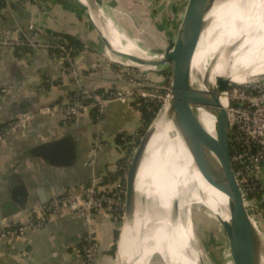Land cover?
<instances>
[{"label": "crops", "instance_id": "crops-1", "mask_svg": "<svg viewBox=\"0 0 264 264\" xmlns=\"http://www.w3.org/2000/svg\"><path fill=\"white\" fill-rule=\"evenodd\" d=\"M94 1L99 6L104 30L91 11L89 0H3L4 5L0 7V129L42 107L61 103L74 88L68 72L47 51L18 44L20 38L29 37L36 28L77 43L72 45L80 50L75 55L78 68L87 77L86 85L97 92L130 85L129 78L127 80L118 72L103 49L101 33L109 39L108 20L135 47L133 40L142 35L154 40L157 50L164 46L154 35L164 37L171 27L165 16L167 0H146L147 5L157 6L150 11L155 10L152 17L156 20V29L145 20L143 22L145 6L136 1ZM134 22H143L142 27L135 26ZM174 22L176 26V20ZM6 37L16 45L2 44ZM151 75L153 79L159 77ZM141 119V113L132 104L113 102L106 105L102 128L107 142L98 156L99 172H105L120 157L116 137L134 133ZM66 136L73 140L76 150L73 166L54 165L40 154L41 148L49 150L52 142ZM92 136L90 113L81 114L67 130L60 116H40L25 129L6 135L0 141V228L7 219H19L26 224L37 207L65 192L79 191L87 186L92 173L86 165ZM115 231L116 225L112 222L99 230L102 253L97 264H116L117 243L115 259L109 253ZM85 233L79 214L65 212L50 216L42 228L29 232L26 238H3L0 264H83L74 257L73 248L81 245Z\"/></svg>", "mask_w": 264, "mask_h": 264}, {"label": "bare ground", "instance_id": "bare-ground-1", "mask_svg": "<svg viewBox=\"0 0 264 264\" xmlns=\"http://www.w3.org/2000/svg\"><path fill=\"white\" fill-rule=\"evenodd\" d=\"M206 2L204 0L199 7L194 24L201 19ZM209 17L213 22L194 57L192 86L201 92L208 86L215 88L220 77L230 78L235 84L263 77L264 0L216 1ZM107 22H110L109 40L116 51L152 61L147 52L125 39L110 20ZM126 64L140 66L127 60ZM252 68H256L254 75H250ZM222 104L225 107V97H222ZM200 112L204 125L214 126L213 116L204 109ZM169 114L167 104L154 121L152 128L155 131L136 179L135 229L139 243L135 244L133 230L125 224L116 264H148L155 256L154 250L162 253L165 264H195L192 255L195 244L188 218L191 204L201 202L207 208L215 209L216 199L212 195L218 193L222 209L227 210V197L210 186L193 166ZM193 183L197 188L196 198L186 205L185 215L181 217L178 203L182 190ZM225 210L223 220L227 221Z\"/></svg>", "mask_w": 264, "mask_h": 264}, {"label": "built area", "instance_id": "built-area-1", "mask_svg": "<svg viewBox=\"0 0 264 264\" xmlns=\"http://www.w3.org/2000/svg\"><path fill=\"white\" fill-rule=\"evenodd\" d=\"M17 42L27 48L47 51L50 57L58 61L68 72L74 88L61 103L42 107L36 113H28L7 123L0 129V141L12 132L25 129L31 121L40 116H60L62 126L67 130L81 114L95 113L92 144L86 162L92 173L87 186L79 191L65 192L47 204L37 207L28 223L25 224L19 219L4 220L0 228V242L3 238H26L29 232L42 228L50 216L65 212L75 213L82 216L86 233L81 245L73 248L74 257L83 264H97L102 253L98 238L99 230L109 222L117 223L124 220L129 170L125 169L122 163L124 156H120L105 172L97 170L99 153L107 142L102 128L103 110L106 105L113 102L140 106L141 99L147 103L150 101L148 98L154 95L145 91L142 98L136 96L134 78L137 71L131 65L116 63L117 61L113 59L111 61L117 64L118 72L128 77L132 86L126 90L114 88L104 92L90 89L86 85L87 77L80 72L76 63L75 55L80 50L63 36L36 28L29 37L20 38ZM2 44L16 45L7 37ZM148 78L147 76L145 80ZM227 97L233 172L255 222L258 216L264 221V78L230 86ZM142 124H145L143 120ZM116 139L124 143L123 147L127 148V152H130V147L136 140L123 133ZM113 175L117 177L112 178Z\"/></svg>", "mask_w": 264, "mask_h": 264}, {"label": "water", "instance_id": "water-1", "mask_svg": "<svg viewBox=\"0 0 264 264\" xmlns=\"http://www.w3.org/2000/svg\"><path fill=\"white\" fill-rule=\"evenodd\" d=\"M216 1L218 0H207L201 19L194 24L192 18L194 2L187 3L181 0L178 6L175 38L167 40L164 55L158 61H146L118 52L113 48L109 39L101 33L105 44L103 49L118 58L144 67L155 68L171 65L169 95L156 118L169 104V116L192 158L193 166L210 186L227 197V210H224L227 211L228 220L224 221L220 216V220H218L227 238L234 264H264V236L245 204L231 163V124L227 112V94L230 86L236 84L230 78L220 77L215 88L207 85L208 89L201 92L191 84L194 57L213 22L209 16ZM89 6L99 27L102 28L99 6L94 0H89ZM102 30L104 29L102 28ZM102 30L101 32H103ZM212 34L211 31L210 35L212 36ZM150 93L153 94V92ZM222 97H225V107L222 104ZM201 109L213 116L214 126L206 127L204 125ZM156 118L148 127L136 149L126 180L123 226L128 224L133 230L136 245L139 243L135 229L136 179L146 148L155 131L152 126ZM40 154L57 166L71 167L76 160L74 142L68 136L52 142L49 150L41 148ZM224 210L222 206L218 210L223 217ZM121 232L117 240L116 260Z\"/></svg>", "mask_w": 264, "mask_h": 264}, {"label": "rangeland", "instance_id": "rangeland-1", "mask_svg": "<svg viewBox=\"0 0 264 264\" xmlns=\"http://www.w3.org/2000/svg\"><path fill=\"white\" fill-rule=\"evenodd\" d=\"M136 3H139L140 5H144L145 8L143 10V22L144 20L149 23L151 26H156V20L152 17L153 12L155 13V10L150 12L154 7L155 4L151 3L150 5H147L146 0H133ZM169 4H167V8L165 10V16L167 18V23L171 22L170 29L165 32L164 37L162 35L158 36V34L155 33L154 38L159 39L160 41L164 42V46L161 45V50H157L156 47L153 45L154 40H152L149 36L144 37V35L140 37H136L133 42L136 44V46L141 49L142 51H146L148 56L150 58H153L152 60L158 61L160 58L163 57L164 51L167 46V40L168 39H174L176 35V29L177 25L175 26V20L177 19L178 15V6L181 2V0H167ZM185 2H189L192 0H184ZM220 0H218L219 2ZM222 1V0H221ZM194 2V10L192 12V18L193 21L196 17L197 11L201 4L204 2V0H193ZM135 3V4H136ZM169 6V7H168ZM142 8V9H143ZM157 6L154 8L156 9ZM149 12L151 14H149ZM142 22V24H143ZM158 21L157 23H159ZM142 24L138 22H134V25H139V28L142 27ZM141 25V26H140ZM175 26V27H174ZM156 29V27H155ZM132 40V39H131ZM137 41V42H136ZM165 47V48H164ZM106 56L117 61L116 63H123L126 66H128L125 62V59L117 58L116 56L110 55V53L106 50ZM162 56V57H161ZM241 60V59H240ZM115 62L113 63L115 66H117ZM134 70L137 71V76L135 75L134 81H135V94L136 96H140L142 98V94L145 91L153 92V97H149L148 99L150 102L152 101H158L163 106L165 104V101L168 98L169 95V87L166 86L165 83V77L164 72H170L171 65H165L163 67H144V66H138L135 67L131 65ZM121 67V66H120ZM117 69V68H116ZM159 72V73H158ZM261 73L260 71H258ZM256 73V68L250 69V75H254ZM151 74L158 75V79H153ZM123 75V74H122ZM161 75V76H160ZM149 77L148 80H145L146 77ZM124 77H126L124 75ZM260 78H264L260 77ZM128 80V77H126ZM129 88L132 86V84L129 82ZM121 90H126L127 88H121ZM152 94V93H151ZM161 106V107H162ZM161 109V108H160ZM160 111V110H159ZM159 113V112H158ZM157 116V115H156ZM155 116V118H156ZM154 118V119H155ZM149 127V126H148ZM148 127L146 125L141 123L138 127V129L132 133L131 135H128L130 137H134L136 140L130 147V152H127V148L120 146V156H124L123 165L125 166V169H128L131 161L135 155L136 149L140 143V141L143 139L144 135L146 134ZM142 130V131H141ZM129 147V146H128ZM114 164V163H113ZM118 174V173H115ZM197 194V188L196 185L193 183L190 185L189 188L183 189L181 198L179 199L178 206H180V209H178L179 214L181 217H184L186 205L189 202H192L195 200ZM214 194V193H213ZM215 197V209L207 208L205 205H203L201 202H193L191 204V207L189 208V216L191 226H190V235L192 237V240L195 244V248L193 250V258L195 260V264H234V261L230 254L229 244L227 241V238L225 236V233L222 229V226L220 224V217L223 216L218 211L219 208H221L222 203L220 199L218 198V193L212 195V198ZM220 216V217H219ZM219 219V220H218ZM123 222H117L114 223L116 225L117 230H119V234L121 232V229L123 227ZM256 222L258 224V228L261 231L262 235L264 236V221L261 217H256ZM117 243L113 240V245ZM112 245V246H113ZM112 248V247H111ZM110 252V251H109ZM154 257L148 262V264H165L163 261L162 253L158 250H154ZM196 255V257L194 256ZM115 259V256H114ZM264 263V262H263Z\"/></svg>", "mask_w": 264, "mask_h": 264}, {"label": "trees", "instance_id": "trees-1", "mask_svg": "<svg viewBox=\"0 0 264 264\" xmlns=\"http://www.w3.org/2000/svg\"><path fill=\"white\" fill-rule=\"evenodd\" d=\"M2 5H4V2L3 0H0V7H3ZM67 38V37H65ZM68 41L73 44V45H77V43H75L72 39L70 38H67ZM164 77H165V83H166V86L170 87V80H171V70L170 72H164ZM161 103H159L157 100L155 101H152V102H147L145 103L144 100H140V106H135L136 109L141 113V117H142V120L143 122L145 123L146 127L150 126V124L153 122L155 116L158 114L160 108H161ZM151 109V110H148V109ZM94 114L95 113H91L92 115V119L94 118ZM116 142L121 146L123 147L124 143L121 142L119 139H116ZM117 175H113L112 178H116ZM260 198V197H258ZM261 199V198H260ZM252 215V214H251ZM252 217H254L252 215ZM118 228H116V231L114 233V241L117 242L118 240V237H119V230H117ZM115 251H116V243L112 246L111 250H110V255L114 256L115 254Z\"/></svg>", "mask_w": 264, "mask_h": 264}]
</instances>
